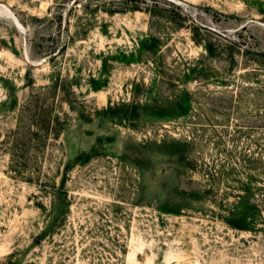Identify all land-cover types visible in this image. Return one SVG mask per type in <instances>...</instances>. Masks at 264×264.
Returning <instances> with one entry per match:
<instances>
[{
    "label": "rangeland",
    "instance_id": "374dc122",
    "mask_svg": "<svg viewBox=\"0 0 264 264\" xmlns=\"http://www.w3.org/2000/svg\"><path fill=\"white\" fill-rule=\"evenodd\" d=\"M0 5V264H264V0Z\"/></svg>",
    "mask_w": 264,
    "mask_h": 264
},
{
    "label": "bare ground",
    "instance_id": "6f19581e",
    "mask_svg": "<svg viewBox=\"0 0 264 264\" xmlns=\"http://www.w3.org/2000/svg\"><path fill=\"white\" fill-rule=\"evenodd\" d=\"M11 15H12V13H11V11L9 10V8L8 7H6V6H4V5H0V16L1 17H3V16H5V17H11Z\"/></svg>",
    "mask_w": 264,
    "mask_h": 264
}]
</instances>
